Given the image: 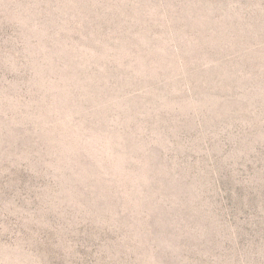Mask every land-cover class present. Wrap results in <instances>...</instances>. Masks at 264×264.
<instances>
[{
	"label": "rangeland",
	"instance_id": "374dc122",
	"mask_svg": "<svg viewBox=\"0 0 264 264\" xmlns=\"http://www.w3.org/2000/svg\"><path fill=\"white\" fill-rule=\"evenodd\" d=\"M0 264H264V0H0Z\"/></svg>",
	"mask_w": 264,
	"mask_h": 264
}]
</instances>
